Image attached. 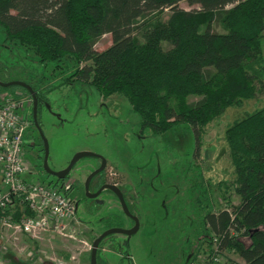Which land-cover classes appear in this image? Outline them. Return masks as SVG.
<instances>
[{"label": "trees", "instance_id": "obj_1", "mask_svg": "<svg viewBox=\"0 0 264 264\" xmlns=\"http://www.w3.org/2000/svg\"><path fill=\"white\" fill-rule=\"evenodd\" d=\"M180 2L198 9L184 11ZM0 27L7 41L31 49L41 64L83 63L70 77L90 82L103 99L123 97L141 134L157 137L189 127L195 159L202 129L227 109L257 98L263 87L256 67L262 62L264 0H0ZM104 35L111 45L94 52ZM0 81L15 80H4L0 72ZM27 85L38 103L46 101L34 83ZM224 139L234 172L225 188L233 189L238 203L230 204L232 190L225 189L220 201L232 213H215L206 193L204 203L193 197L204 233L190 244L185 261L209 260L216 245L222 256L228 252L243 264H264V109L235 121ZM24 210L29 215L15 202L4 213L12 211L17 221Z\"/></svg>", "mask_w": 264, "mask_h": 264}, {"label": "rangeland", "instance_id": "obj_2", "mask_svg": "<svg viewBox=\"0 0 264 264\" xmlns=\"http://www.w3.org/2000/svg\"><path fill=\"white\" fill-rule=\"evenodd\" d=\"M178 7L184 11L198 9L185 2H180ZM166 13L168 10L157 16L161 18ZM215 30L224 32L219 25ZM110 45V35H104L95 43L93 51L102 52ZM261 50L262 62L256 67V75L263 83L260 94L227 109L205 126L201 131L200 156L195 159L189 127L179 125L157 137L141 134L138 120L123 97L115 95L103 99L90 82L70 77L84 66L83 63L76 66L73 59H64L61 66L41 64L31 49L7 41L0 27L2 78L15 81L20 78L18 81L23 83H34L48 103L39 116V126L48 144L49 170L65 169L76 153H93L106 163L105 179L121 189L136 213L138 231L129 239L115 235L103 240L97 250L96 264H186L190 244L198 233H204L198 215L193 212V197H201L204 203L206 193L212 212L226 209L232 213V209L220 201L222 191L229 190L225 187L234 180L224 134L235 121L264 109V30ZM22 93L15 87L0 89V96L5 97ZM31 112V104L18 110L22 119L24 116L31 119ZM23 141V158L33 169L23 178L31 183L56 181L43 172L42 152L32 127L26 128ZM98 165L99 160L95 158H85L74 165L65 179L71 183L72 189L67 194L71 202L84 198V181ZM193 185L197 186L195 194L190 189ZM218 185L222 188L220 191ZM231 190L230 204L236 206L238 200ZM101 199L104 204L97 207L95 213L89 205L85 209L79 205L76 220L64 225L63 235L47 233L42 241L31 243L23 233L0 225V264H90L92 243L99 235L119 226L129 228L131 224L114 198L102 194ZM223 256L239 264L237 255L223 252ZM204 259L199 257L196 263L202 264Z\"/></svg>", "mask_w": 264, "mask_h": 264}, {"label": "built area", "instance_id": "obj_3", "mask_svg": "<svg viewBox=\"0 0 264 264\" xmlns=\"http://www.w3.org/2000/svg\"><path fill=\"white\" fill-rule=\"evenodd\" d=\"M25 104L32 107L31 98L25 93L16 94V97L0 96V225L23 233L33 243L44 240L47 233L63 235L64 225L76 219L74 203L67 198L71 183L66 180L56 184L31 183L23 178L33 171L23 158V136L31 119L28 116L22 119L18 110ZM15 202L24 206L29 215L24 210L17 221L12 219V211L5 215ZM213 248L212 257L204 259L202 264L221 261L224 264L218 247Z\"/></svg>", "mask_w": 264, "mask_h": 264}, {"label": "water", "instance_id": "obj_4", "mask_svg": "<svg viewBox=\"0 0 264 264\" xmlns=\"http://www.w3.org/2000/svg\"><path fill=\"white\" fill-rule=\"evenodd\" d=\"M10 87H19L23 90H25L27 92V94L30 96L31 101H32V118L35 122L39 137L41 139V142L43 144V161H42V169L43 172H45L48 176L55 178L57 181H61V180H65L69 174V172L73 169L74 165L82 159L85 158H95V159H99L101 164L100 167H98L96 170H94L93 172H91L85 182H84V191H85V197L89 198V199H94L96 198L100 192L103 189H108L110 190L118 199V202L120 204V207L124 213L125 216L131 218L134 222V225L132 228L130 229H122V228H111L108 229L106 231H104L101 235H99L92 243V249L90 251V264H96V255H97V250L98 247L100 245V243L106 239L108 236H115V235H119V236H124L127 239H129L132 235H134L138 229H139V222L138 219L136 217H132L128 210H127V206L124 202L123 196L120 192V190L115 186V185H106L103 186L99 191H97L94 194L89 193L88 191V187H89V183L90 180L96 176L97 174H99L105 167L106 163L103 159H101L99 156L94 155L93 153L90 152H79L76 153L72 159L70 160V162L68 163L67 167L61 171L58 172H53L51 170H49L48 166H47V158H48V144L47 141L45 140V138L43 137V134L41 132L40 127L37 125L36 123V111H37V99L35 96V92L31 89V87L29 85H27L26 83H23L21 81H12V82H8V83H3L0 81V88L3 89H7ZM99 205H102L103 203L101 201L98 202Z\"/></svg>", "mask_w": 264, "mask_h": 264}, {"label": "flooded vegetation", "instance_id": "obj_5", "mask_svg": "<svg viewBox=\"0 0 264 264\" xmlns=\"http://www.w3.org/2000/svg\"><path fill=\"white\" fill-rule=\"evenodd\" d=\"M45 105H48L47 101H42V102H39V103H38V101H37V108H36V109H37V111H36V123H37L38 126H39V124H40V121H38V114H39V116H40L41 111H42V109H43V107H44ZM48 113H49L50 115H52L51 112L48 111ZM39 120H40V118H39ZM29 127H32V128L35 130L36 134H37V139H38V141H39L38 145H39V147H40L39 150L42 152V159H41V160L43 161V144H42L41 139H40V137H39V134H38V131H37V128H36L35 122H34V120H33V118H32V114H31V124H30ZM39 127H40V126H39ZM98 160H99V159H98ZM99 163L101 164L100 160H99ZM41 167H42V165H41ZM98 167H100V165H98ZM98 167H97V168H98ZM73 168H74V167H73ZM97 168H96V169H97ZM96 169H95V170H96ZM104 170H105V167H104V169H103L99 174H97L96 176H94V177L90 180L89 187H88V191H89V193L94 194V193H96L97 191H99L103 186H106V185H109V184H110V183L105 179ZM93 171H94V170H93ZM93 171H92V172H93ZM85 180H86V179H85ZM56 181H57V180H56ZM56 181H55V182H56ZM61 181H63V180H61ZM61 181H58V182H61ZM84 182H85V181H84ZM110 185H114V184H110ZM115 186H116V185H115ZM116 187H117V186H116ZM117 188H118V187H117ZM118 189H119V188H118ZM83 190H84V184H83ZM119 190H120V192H121V194H122V196H123V199H124V202H125V204H126V206H127V210H128V212H129V214H130L132 217H136V213H135V211L133 210L132 205L129 204V202L126 201L125 196H124V193L121 191V189H119ZM102 194L108 195V196L114 198V199L118 202V199L116 198V196H115L110 190H108V189H103V190L100 192V194H99L96 198H94V199L86 198V197H85V191H84V198H82V199H80L78 202L74 203L75 212L77 211L79 205H82L83 209H85V206L88 207V205H89L88 208H90V210H92V208H93V213H95V212H94L95 209H96L97 207H99V206H103V204H104L103 201H101V202L103 203L102 205H99V204H98V202H99L100 200H102V199H101ZM82 200H84V201H82ZM118 204H119V202H118ZM119 206H120V204H119ZM120 209H121V207H120ZM121 211H122V209H121ZM122 213H123V211H122ZM123 215H124V213H123ZM125 218H126L127 220L130 221V223H131V224H130V227H129V228H122L121 226H119V227H116V228L130 229V228L133 227V225H134L133 220H132L131 218L127 217V216H125ZM136 218H137V217H136ZM107 230H108V229H107ZM108 237H111V236H108ZM108 237H107V238H108ZM123 237H124V236H123ZM107 238H106V239H107ZM104 240H105V239H104Z\"/></svg>", "mask_w": 264, "mask_h": 264}, {"label": "crops", "instance_id": "obj_6", "mask_svg": "<svg viewBox=\"0 0 264 264\" xmlns=\"http://www.w3.org/2000/svg\"><path fill=\"white\" fill-rule=\"evenodd\" d=\"M237 260H238L239 264H243V262L239 258Z\"/></svg>", "mask_w": 264, "mask_h": 264}]
</instances>
